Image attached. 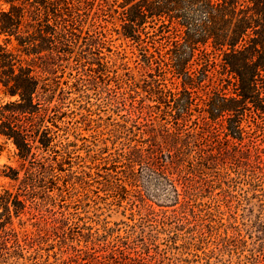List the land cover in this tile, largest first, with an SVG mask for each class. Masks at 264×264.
<instances>
[{"label":"rangeland","instance_id":"rangeland-1","mask_svg":"<svg viewBox=\"0 0 264 264\" xmlns=\"http://www.w3.org/2000/svg\"><path fill=\"white\" fill-rule=\"evenodd\" d=\"M120 2L79 0L66 11L72 53L57 73L56 138L47 154L56 176L14 218L17 230L43 231L0 264H94L122 251L149 264H235L264 252L262 185L227 170L183 203L149 167L159 43L149 26L143 40L123 34ZM166 82L175 90L180 80ZM258 143L264 147V135ZM6 165L19 168L20 160L0 138V192L16 193Z\"/></svg>","mask_w":264,"mask_h":264},{"label":"trees","instance_id":"trees-1","mask_svg":"<svg viewBox=\"0 0 264 264\" xmlns=\"http://www.w3.org/2000/svg\"><path fill=\"white\" fill-rule=\"evenodd\" d=\"M78 1L0 0V138L14 144L20 160L19 168L3 171L20 186L0 192V262L43 231L17 230L14 218L27 212L37 187L56 176L47 155L56 138L51 103L58 69L72 53L66 11ZM120 6L127 38L143 40L149 26L152 43L161 46L162 78L153 85L160 113L149 130V167L183 203L227 170L264 187L258 143L264 135V0H121ZM168 79L180 80L175 90ZM94 264L149 263L122 251ZM235 264H264V252Z\"/></svg>","mask_w":264,"mask_h":264}]
</instances>
